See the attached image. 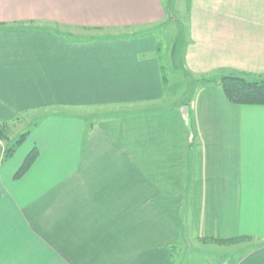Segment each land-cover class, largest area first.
<instances>
[{
  "label": "crops",
  "instance_id": "1",
  "mask_svg": "<svg viewBox=\"0 0 264 264\" xmlns=\"http://www.w3.org/2000/svg\"><path fill=\"white\" fill-rule=\"evenodd\" d=\"M168 17L163 0H0V123L39 115L34 166L0 169V264H178L194 241L264 264V106L201 80L170 97L147 32ZM188 23V75L264 77V0H189Z\"/></svg>",
  "mask_w": 264,
  "mask_h": 264
},
{
  "label": "rangeland",
  "instance_id": "2",
  "mask_svg": "<svg viewBox=\"0 0 264 264\" xmlns=\"http://www.w3.org/2000/svg\"><path fill=\"white\" fill-rule=\"evenodd\" d=\"M164 7L169 13V16L166 19V23L162 26L154 27L151 30V34L157 36L161 42V60L163 61V68L165 69V75L169 83L170 89V97H173V93L176 97H179V100H187L191 101L193 92H196L199 87V82L197 81L201 79H197L195 76H192L195 80L194 83H190V79L192 78L185 72V67L183 65L185 52L187 48L188 42V1L189 0H163ZM70 33V32H69ZM68 33H64L63 36H69ZM76 34V33H75ZM93 33H84L79 32L74 37H78L79 40H84L91 36ZM114 35H120L119 33ZM150 35V34H149ZM101 34H96L95 37H100ZM112 36V35H111ZM213 74H210V76ZM215 78L216 76H211V78ZM249 80L253 81L255 77L253 75L247 76ZM220 78L217 76L216 79ZM198 88V89H197ZM60 114V113H59ZM59 114L52 113L49 116L53 117L51 119L57 118ZM79 115H82L78 113ZM87 116V114H84ZM39 115H35L31 117L20 118L19 122L15 124H11L10 133H9V141H3L0 139V169L4 164L7 165V161L10 159H15L13 162H20L24 159L25 155L29 154L33 150V143H35L33 137V129L34 122H37V117ZM39 120L44 119V117H39ZM34 120V122H32ZM27 132H30V136L27 141L22 145V148L16 152V154L10 158H6V152L8 149L12 148L19 137ZM35 148V147H34ZM26 155V157H27ZM19 157H21L19 161ZM25 157V159H26ZM24 159V161H25ZM24 161L21 166L18 168L16 173L22 167ZM5 165V166H6ZM15 173V175H16ZM14 175V179H15ZM248 245V244H246ZM185 245H181L179 247L178 256L176 257L178 264H219V256L222 255L224 251H229L227 248H220L216 245L205 246L204 244H200L198 242H193L192 247L185 248ZM249 247V245L247 246Z\"/></svg>",
  "mask_w": 264,
  "mask_h": 264
},
{
  "label": "trees",
  "instance_id": "3",
  "mask_svg": "<svg viewBox=\"0 0 264 264\" xmlns=\"http://www.w3.org/2000/svg\"><path fill=\"white\" fill-rule=\"evenodd\" d=\"M59 30V27L55 28ZM71 35V34H67ZM248 74H229L223 75L219 79L211 78L209 75L201 77L204 84L216 83L222 90L225 98L234 105L240 106H264V77H255L253 81L249 80ZM18 117L14 121L0 123V139L9 141V133L11 124L19 122ZM30 132L19 137L15 145L8 149L6 158H10L16 154L20 147L27 141ZM39 157V151L34 148L26 157L22 167L15 175V179L24 177L34 166ZM1 197V194H0ZM230 242V243H229ZM216 244H231V241H218Z\"/></svg>",
  "mask_w": 264,
  "mask_h": 264
}]
</instances>
